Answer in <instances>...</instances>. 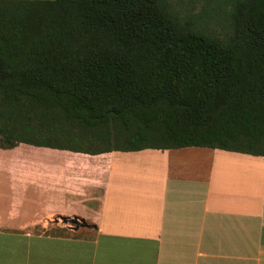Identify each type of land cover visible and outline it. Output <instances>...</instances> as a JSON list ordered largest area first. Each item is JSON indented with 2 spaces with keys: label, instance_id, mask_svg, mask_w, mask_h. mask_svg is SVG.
<instances>
[{
  "label": "trees",
  "instance_id": "trees-1",
  "mask_svg": "<svg viewBox=\"0 0 264 264\" xmlns=\"http://www.w3.org/2000/svg\"><path fill=\"white\" fill-rule=\"evenodd\" d=\"M228 3L219 37L211 12L167 0H0V147L264 156V0ZM66 127L74 146L56 142ZM110 127L122 144L96 147Z\"/></svg>",
  "mask_w": 264,
  "mask_h": 264
},
{
  "label": "crops",
  "instance_id": "crops-1",
  "mask_svg": "<svg viewBox=\"0 0 264 264\" xmlns=\"http://www.w3.org/2000/svg\"><path fill=\"white\" fill-rule=\"evenodd\" d=\"M28 145L0 147V264H264V156Z\"/></svg>",
  "mask_w": 264,
  "mask_h": 264
},
{
  "label": "rangeland",
  "instance_id": "rangeland-1",
  "mask_svg": "<svg viewBox=\"0 0 264 264\" xmlns=\"http://www.w3.org/2000/svg\"><path fill=\"white\" fill-rule=\"evenodd\" d=\"M169 2V5L171 7V9L177 13L180 17L182 18H187L188 16L190 15H196V14H199L200 12H203V11H206L208 10L209 12H211V18L212 20H210L208 23H207V26L208 29H210L211 33H213L214 35H217L219 37H224L225 36V32L224 30L222 29L221 27V23L218 22V17L217 16L219 14V11L223 10V9H226L229 7V3H228V0H167ZM219 7L221 9H219ZM8 119V117H7ZM5 121V117H0V129L1 128H4L5 126H8V125H11V124H8L6 125L4 123ZM49 122H57V120L55 119V117H52L50 119H48ZM15 122L14 125H18L19 122H16V121H13ZM32 126H34L36 129V131H34V135L35 136H38L40 135V133H38L39 130H41V124H40V121L34 119L32 122H31ZM45 129L49 132H52L54 131V129L52 128V126H44ZM41 128V129H39ZM110 129V130H109ZM108 130L110 131L109 132V135L111 133V135L109 136V142L107 144V141H101L99 142V140L97 142H95L96 144H99L98 146L95 144L96 147H102V146H118V144H122V142L120 141H116L115 139V135L117 134V130L113 127H110ZM79 130H77V128H75V131L73 133H69V130H68V127H66L63 132L59 133V135L56 137V142L61 144V145H71V146H74L73 143H71V141H73L74 137H77L75 138L76 140H78V137L80 134H78ZM53 135V134H52ZM74 136V137H73ZM115 136V137H114ZM2 142V138L0 136V143ZM117 143V144H116ZM92 144V143H91ZM80 146V145H79ZM88 146V143L86 142L85 144H83V147H87ZM93 146V145H92ZM89 147V146H88ZM28 148H30L31 150H36V149H39L40 151H48V150H51V149H46V148H43V147H36V146H33V145H28ZM40 169V167H39ZM61 226L63 225H71L70 223H64L63 220L61 218H59V221H58ZM38 229H39V232L41 231H47V232H56V231H59L61 230V227L59 226H56V225H51V223H47L45 225H39L38 226Z\"/></svg>",
  "mask_w": 264,
  "mask_h": 264
},
{
  "label": "water",
  "instance_id": "water-1",
  "mask_svg": "<svg viewBox=\"0 0 264 264\" xmlns=\"http://www.w3.org/2000/svg\"><path fill=\"white\" fill-rule=\"evenodd\" d=\"M64 223H70L71 225H74L76 227L79 226H88V224L83 220L79 219L77 217L68 218V217H61Z\"/></svg>",
  "mask_w": 264,
  "mask_h": 264
}]
</instances>
